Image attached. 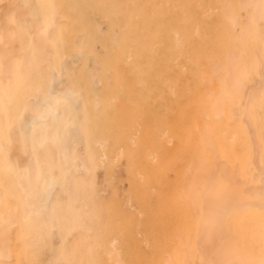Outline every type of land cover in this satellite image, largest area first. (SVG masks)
Returning <instances> with one entry per match:
<instances>
[{
    "label": "bare ground",
    "instance_id": "1",
    "mask_svg": "<svg viewBox=\"0 0 264 264\" xmlns=\"http://www.w3.org/2000/svg\"><path fill=\"white\" fill-rule=\"evenodd\" d=\"M0 264H264V0H0Z\"/></svg>",
    "mask_w": 264,
    "mask_h": 264
},
{
    "label": "rangeland",
    "instance_id": "2",
    "mask_svg": "<svg viewBox=\"0 0 264 264\" xmlns=\"http://www.w3.org/2000/svg\"><path fill=\"white\" fill-rule=\"evenodd\" d=\"M251 231H253V230H252V229H251V230L249 229V230L245 233V237H247V239H250V238H252V236H254V235H252Z\"/></svg>",
    "mask_w": 264,
    "mask_h": 264
}]
</instances>
